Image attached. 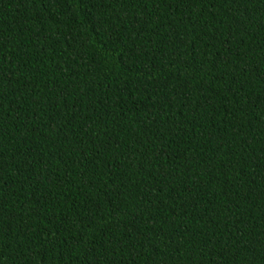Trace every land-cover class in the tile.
Segmentation results:
<instances>
[{
  "label": "trees",
  "instance_id": "obj_1",
  "mask_svg": "<svg viewBox=\"0 0 264 264\" xmlns=\"http://www.w3.org/2000/svg\"><path fill=\"white\" fill-rule=\"evenodd\" d=\"M0 264H264V0H0Z\"/></svg>",
  "mask_w": 264,
  "mask_h": 264
}]
</instances>
